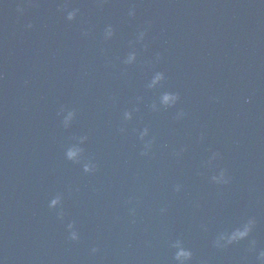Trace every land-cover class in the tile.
<instances>
[{"label":"water","instance_id":"95a60500","mask_svg":"<svg viewBox=\"0 0 264 264\" xmlns=\"http://www.w3.org/2000/svg\"><path fill=\"white\" fill-rule=\"evenodd\" d=\"M262 251L264 0H0V264Z\"/></svg>","mask_w":264,"mask_h":264},{"label":"clouds","instance_id":"9594fccd","mask_svg":"<svg viewBox=\"0 0 264 264\" xmlns=\"http://www.w3.org/2000/svg\"><path fill=\"white\" fill-rule=\"evenodd\" d=\"M77 12H78V9H76V8H73V9H71V10H68V11L66 12V19L69 20V21L73 20V18L76 16ZM133 14H134L133 10H130V11H129V15H133ZM28 27H31V25L29 24ZM104 35H105L106 38H107V37H110V36L112 35V28H111V26H108V27L105 29ZM140 35H141V37H143L144 32H141ZM129 59H131V57H129ZM162 75H163L162 73L157 72V73L155 74V76L153 77V82H155V81L161 79V78H162ZM163 99H164L165 102H175V101L178 99V97H177V95H175V94H165L164 97H163ZM74 154H75V153L72 152V151H69V152L67 153V155L69 156V158H71ZM223 176H224V173H223V171H221V173H220V177H219V180H223ZM213 179H214V180H217L218 178L214 176ZM57 199H58V198L53 199V200L51 201L50 206H51V205H55V204L57 203ZM251 224H252V221L250 220V221H249V222L243 227V230H242V231H241V230H237V231L233 232V233L231 234V236H229V237L227 238L228 242H231V241H233V240H237V239H240V238H243L244 236H246V235L248 234L249 230H250ZM70 239H72V240H76V239H78L77 234H76L75 232L71 233V234H70ZM93 251H95V249H93ZM182 255H184L185 257H187V256L190 255V254L185 252V253H182ZM260 258H261L262 260H264V251H262V252L260 253Z\"/></svg>","mask_w":264,"mask_h":264}]
</instances>
